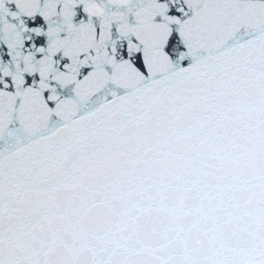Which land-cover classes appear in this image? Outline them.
I'll return each mask as SVG.
<instances>
[{"label": "snow or ice", "instance_id": "1", "mask_svg": "<svg viewBox=\"0 0 264 264\" xmlns=\"http://www.w3.org/2000/svg\"><path fill=\"white\" fill-rule=\"evenodd\" d=\"M0 264H264V0H0Z\"/></svg>", "mask_w": 264, "mask_h": 264}]
</instances>
